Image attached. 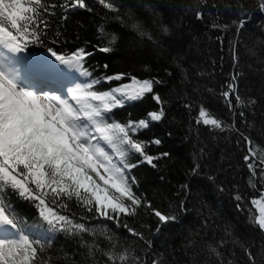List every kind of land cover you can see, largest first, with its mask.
<instances>
[{"label":"trees","instance_id":"16d2710c","mask_svg":"<svg viewBox=\"0 0 264 264\" xmlns=\"http://www.w3.org/2000/svg\"><path fill=\"white\" fill-rule=\"evenodd\" d=\"M48 2L59 5L61 0ZM86 2L92 12H64L57 7L55 15L46 16L48 27L40 42L30 44L24 53L52 56L51 49L67 56L84 47L93 53L86 61L92 75H79L76 82L125 74L122 80L102 81L96 90L130 84L131 77L154 79L153 90L164 101L165 115L159 122L150 121L134 139L145 142L147 154L159 158L153 164L134 152L126 158L127 163L136 165L128 175L134 178L133 190L144 204L136 215L120 219L122 225L142 233L143 239L130 235L122 225L95 218L75 200L49 198L50 207L95 226L98 233L107 228L117 250L127 249L130 257L139 256L142 264H206V243L215 245L219 240L224 241L221 250L232 264H251L245 248L253 253L255 264H264V232L252 222L258 209L250 203L263 193L264 176L259 169L255 175L248 169L243 159L247 145L241 137V133L249 137L258 155H264V84L251 86V70L242 55L255 48L264 55V13L258 10L256 0H115L119 15L127 20L125 14L131 12L159 37L158 44L142 40L115 19L117 13L96 0ZM241 5L247 7L252 19L237 34L232 21L240 14ZM195 11L203 13V20L196 19ZM153 13H159L162 22L172 28L170 34L159 32L152 23ZM213 23L229 27L213 28ZM113 34L117 39L110 43ZM104 46L112 51H99ZM234 75L245 103L230 112L220 93ZM251 81L255 82L254 78ZM200 106L234 127L220 131L197 124ZM158 108L152 94H147L114 109L110 116L117 122L139 121ZM155 139L161 143H151ZM237 196L242 199L238 201ZM4 199L7 209L24 222L30 237L47 241L40 253L42 264H110L102 252L89 256L85 246L95 240L100 249L109 250L110 242L104 236L53 232L36 202L11 190H5ZM153 210L176 219L161 221ZM127 264H133L132 260Z\"/></svg>","mask_w":264,"mask_h":264},{"label":"snow or ice","instance_id":"6c2138e0","mask_svg":"<svg viewBox=\"0 0 264 264\" xmlns=\"http://www.w3.org/2000/svg\"><path fill=\"white\" fill-rule=\"evenodd\" d=\"M96 2L109 12L117 13L115 19L129 26L142 40L159 43V37L149 31L143 21L135 19L131 12L125 14L127 20H124L115 0ZM256 2L258 10L264 13V0ZM57 7L64 12L75 9L93 11L86 0H61L59 5L48 0H0V264H42L40 253L47 243L30 237L24 222L7 209L5 190L36 202L40 216L53 232H68L76 236L82 233L92 237L101 235L110 242L107 251L100 249L95 240L85 244L89 256L102 252L110 264H127L130 259L133 264H142L141 258L130 257L127 249L117 250V243L107 228L98 233L95 226L90 227L86 222H77L68 215L57 213L50 207L49 198L52 201L62 198L75 200L87 212L94 213L95 218L111 221L117 227L122 225V215H136L144 201L133 190L135 181L128 175L130 168L136 165L127 163L126 158L132 152L140 154L148 164L159 158L147 154L146 143L134 137L140 130L147 129L150 121L159 122L164 118V101L154 93V79L131 77L130 84L96 90L102 81L122 80L125 74L73 83L71 76L59 71L50 76L60 80V86L45 90L50 76L41 78L29 71V58L22 54L30 44L40 42L43 30L48 27L45 17L55 15ZM239 13L232 21L237 33L252 19L244 5H241ZM195 16L198 20L204 18L200 11H195ZM152 23L161 34L172 31L162 22L159 13H153ZM212 27L226 29L229 25L213 23ZM116 39L113 34L110 43ZM49 51L61 65L82 77H91L86 67L88 57L93 55L91 51L80 47L67 56ZM99 51L110 52L112 48L104 46ZM236 80L234 75L220 93L230 112L245 103L237 91ZM69 83L73 86L68 87ZM147 94H152V99L159 106L158 110L147 113V119L117 122L111 118L110 113L114 109L123 107L126 102L141 100ZM187 107L191 108V105ZM195 122L220 131L234 127V124L226 125L204 106L199 107ZM241 137L247 145L243 159L248 169L253 175L259 169L264 176V155H258L249 137L243 133ZM151 143L159 145L161 141L155 139ZM236 199L242 198L237 196ZM250 203L258 209V216H254L252 222L264 232V193ZM153 212L161 221L176 219L175 215H165L159 210ZM122 226L130 235L143 239L142 233L127 224ZM223 244V240L215 245L206 243L209 257L206 264H232L224 257ZM245 254L251 264H255V257L249 249L245 248Z\"/></svg>","mask_w":264,"mask_h":264},{"label":"rangeland","instance_id":"374dc122","mask_svg":"<svg viewBox=\"0 0 264 264\" xmlns=\"http://www.w3.org/2000/svg\"><path fill=\"white\" fill-rule=\"evenodd\" d=\"M246 50L243 51L242 55H243L244 61H246L248 64V69L251 70V71H249V74L250 73L251 74L249 75L248 81L251 83V86H253V87L255 86V84H256V86H259L260 83L264 84V55H263V53L259 52L260 51L259 49H257L258 50L257 51L256 48L252 51H248V50L246 51ZM22 55L26 56V54H22ZM28 58H29L30 63L32 62V60H36V59H38L40 61H45V62L47 60L50 65H52V63L58 62L61 71H64V73H66L67 75H69L73 78V83H75L76 80L79 79V73L74 72L72 69L67 68L64 65H61L59 63V61H56L55 57H53L51 55H45V54L31 55V56H28ZM249 63L251 64L250 66H249ZM20 67H21V71H23V66L21 65ZM247 74H248V72H247ZM253 78H254L255 82L251 81V79H253ZM57 81H58V79H57ZM67 86L71 87V86H73V84L69 83V84H67Z\"/></svg>","mask_w":264,"mask_h":264},{"label":"bare ground","instance_id":"6f19581e","mask_svg":"<svg viewBox=\"0 0 264 264\" xmlns=\"http://www.w3.org/2000/svg\"><path fill=\"white\" fill-rule=\"evenodd\" d=\"M26 56L28 57V55ZM29 71L35 73L41 78H46L52 74H55L61 71V69H60L58 62L52 63V65H50L47 60L45 62V61H40L36 59V60H32V62L30 63ZM60 84L61 82L57 81V78L50 76L47 78V87L45 88V90H50L52 88L59 87Z\"/></svg>","mask_w":264,"mask_h":264},{"label":"water","instance_id":"95a60500","mask_svg":"<svg viewBox=\"0 0 264 264\" xmlns=\"http://www.w3.org/2000/svg\"><path fill=\"white\" fill-rule=\"evenodd\" d=\"M263 193H264V191H263Z\"/></svg>","mask_w":264,"mask_h":264}]
</instances>
